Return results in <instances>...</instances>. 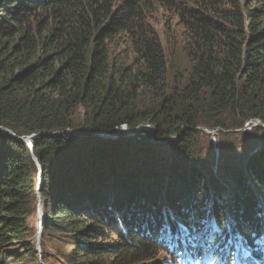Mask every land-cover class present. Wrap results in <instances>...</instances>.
<instances>
[{"label": "trees", "instance_id": "16d2710c", "mask_svg": "<svg viewBox=\"0 0 264 264\" xmlns=\"http://www.w3.org/2000/svg\"><path fill=\"white\" fill-rule=\"evenodd\" d=\"M158 6L185 29L182 72L150 21ZM250 119L264 124V0H0V264L39 256L25 137L42 234L70 236L74 264H200L205 249L216 264L230 244L223 262L264 264V127L245 135L259 143L243 165L223 147L208 174L192 155L198 127ZM123 126L140 129L94 134Z\"/></svg>", "mask_w": 264, "mask_h": 264}, {"label": "rangeland", "instance_id": "374dc122", "mask_svg": "<svg viewBox=\"0 0 264 264\" xmlns=\"http://www.w3.org/2000/svg\"><path fill=\"white\" fill-rule=\"evenodd\" d=\"M150 21L152 23V26L158 31L160 35V38L168 53V58L172 66H174V70L177 72L184 71V68H186L189 64L187 53L184 50V45L186 42V34H185V29L183 25L180 23L177 16L174 14V12L164 9L162 6H158L157 10L151 16ZM256 126L264 127V124L260 120L250 119L242 127L234 130L209 129L204 126L198 127L199 142L195 144V148L193 149L192 155H194V157L196 158L210 160V162L208 163L209 166H206L207 168L205 169L208 174L209 172H213V174L214 173L217 174V172H219L221 164L225 162V159H222L223 147L228 151V154L230 155L228 157L230 159L236 160L237 162L240 163V165H243L245 164L244 161L246 160V158L249 157L247 156V154L249 153L248 155L250 154L252 155L256 150L255 147H249L252 145V143H254L253 141L255 140V138H253V140H250L249 142H245L246 140L245 135L249 133H253L254 135L253 127ZM119 130L130 131L127 127L124 126ZM122 134L132 135L134 133H130V134L122 133ZM152 137L154 141V136L152 135ZM168 142L169 140L168 141L164 140V142L157 140L155 143L164 144ZM255 142L259 143V140H255ZM26 145L28 150L30 149L29 151H31L32 153L31 154L32 159L34 160L39 170L38 186L36 188L35 200L33 203L34 208L31 213L32 233L30 235V240L34 242L37 251H39V256L37 260H35L34 258H30L26 260L23 264H74L72 259V248H73L71 243L72 239H70V236L65 235L64 232H57L56 230L47 231L45 237L44 234H42L43 225H44V207H43L44 196L41 186L42 173L40 171V167L37 162L35 153L32 152L31 141L28 142L26 140ZM247 147H249L248 153H246ZM162 154L165 157L166 155H171L173 153H167V152L165 153L164 151ZM148 155L150 157L153 156L155 158V159H153V157L149 158L150 161L156 160L159 161V163L162 162L161 155L152 154V153ZM170 159L171 160L174 159L175 162V161H179L181 158L179 156L174 155L173 158ZM191 161L193 162L194 160ZM230 190L231 189L228 188L226 194H228L229 197L231 198L233 195ZM208 191L209 190H206V192ZM210 194L208 192V195H210V197L212 196V200H213L214 193L210 191ZM205 196H206L205 200H207L208 197L207 195ZM211 205H212L211 203L210 205L209 204L207 205L206 203L203 208H205V206L206 208L210 207ZM206 211L208 218L205 224H207L208 227L205 230V232L209 230L215 231L218 223L213 219L214 216L210 214V211L213 212V210L211 208H208ZM218 215L220 216V214ZM227 217L229 218H225L223 221L224 223H228L229 226V229L227 230L228 233L234 235L233 237L239 238L240 230L236 226V221L234 222V219L231 216H227ZM193 223H195L194 224L195 226L196 224H198L196 222H190V224L188 223L185 225H187L188 227H192ZM44 243L46 248L45 250L46 254H44L46 255L45 257H43L42 254V246Z\"/></svg>", "mask_w": 264, "mask_h": 264}, {"label": "water", "instance_id": "95a60500", "mask_svg": "<svg viewBox=\"0 0 264 264\" xmlns=\"http://www.w3.org/2000/svg\"><path fill=\"white\" fill-rule=\"evenodd\" d=\"M149 128V127H148ZM140 128H138V129H133V130H130V131H125V130H118V131H116V132H114V133H107V132H94V134H96V135H100V136H104V137H108V138H116V137H118L120 134H122V133H135L137 130H139ZM144 129H147V127H144ZM23 138V137H22ZM30 137H25L24 139L25 140H28ZM154 142H156L155 141V139H154ZM162 142H164V141H162ZM37 159V158H36ZM37 162H38V160H37ZM38 164H39V162H38ZM39 167H40V164H39ZM40 171H42L41 170V167H40ZM41 251V250H40Z\"/></svg>", "mask_w": 264, "mask_h": 264}, {"label": "bare ground", "instance_id": "6f19581e", "mask_svg": "<svg viewBox=\"0 0 264 264\" xmlns=\"http://www.w3.org/2000/svg\"><path fill=\"white\" fill-rule=\"evenodd\" d=\"M29 142V141H28ZM230 220V219H229Z\"/></svg>", "mask_w": 264, "mask_h": 264}]
</instances>
